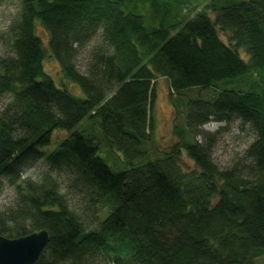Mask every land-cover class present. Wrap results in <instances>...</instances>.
Instances as JSON below:
<instances>
[{
  "label": "trees",
  "instance_id": "trees-1",
  "mask_svg": "<svg viewBox=\"0 0 264 264\" xmlns=\"http://www.w3.org/2000/svg\"><path fill=\"white\" fill-rule=\"evenodd\" d=\"M14 1L0 57V98L10 99L0 109V184L14 200L0 236L46 231L34 264L263 257L264 0ZM98 36L80 73L76 58ZM48 58L80 96L46 73ZM158 78L183 118L179 142L163 152L153 139ZM210 122L253 135L243 169L214 163ZM57 131L66 137L52 146ZM40 161L45 173L22 177Z\"/></svg>",
  "mask_w": 264,
  "mask_h": 264
},
{
  "label": "rangeland",
  "instance_id": "rangeland-1",
  "mask_svg": "<svg viewBox=\"0 0 264 264\" xmlns=\"http://www.w3.org/2000/svg\"><path fill=\"white\" fill-rule=\"evenodd\" d=\"M17 2L14 0L4 1L0 4V57L5 56L9 52L7 46V29L10 21L17 13ZM38 35L41 36L44 43L47 44V37L42 32L38 31ZM222 39L226 42V37L221 35ZM100 44L99 36L91 42L86 48L79 52L76 58V68L80 73L86 72V67L90 58V54L96 46ZM241 56L247 60L245 54L241 51ZM46 73L56 82L57 85L64 83V86L74 95L80 96V90L77 86H74L62 78L61 70L58 63L48 58L45 61ZM256 79V78H255ZM156 102L153 110V124H154V146L159 152L166 151L168 148L174 146L179 142V138L174 133L175 127L183 128L182 116L176 115V111L172 107L169 100V85L165 79L158 78L156 82ZM10 99L8 97L0 98V109L4 107ZM203 130L207 133H217V143L212 152V158L214 163L220 169H228L232 166H238L243 169L248 164L244 158V152L248 148L249 144L253 141V135H251L247 128H242L239 122L234 123L229 128L224 124L210 122L203 126ZM66 137L65 132L57 131L53 137L52 146ZM200 140V139H197ZM187 163H191L185 160ZM47 171V167L44 162L40 161L31 167L25 168L22 172V177L37 179L41 174ZM64 178L61 176L59 183L61 188L65 190L66 184ZM70 204L76 208H83L81 200L78 196L70 195ZM14 200V192L12 186L6 179L1 180L0 184V212H4L8 207L12 205ZM255 264H264V256L255 259ZM97 264L100 263L99 260Z\"/></svg>",
  "mask_w": 264,
  "mask_h": 264
},
{
  "label": "water",
  "instance_id": "water-1",
  "mask_svg": "<svg viewBox=\"0 0 264 264\" xmlns=\"http://www.w3.org/2000/svg\"><path fill=\"white\" fill-rule=\"evenodd\" d=\"M47 242L44 230L15 239L0 236V264H34Z\"/></svg>",
  "mask_w": 264,
  "mask_h": 264
}]
</instances>
